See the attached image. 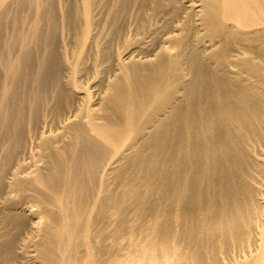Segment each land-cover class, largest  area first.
Here are the masks:
<instances>
[{"label": "bare ground", "instance_id": "6f19581e", "mask_svg": "<svg viewBox=\"0 0 264 264\" xmlns=\"http://www.w3.org/2000/svg\"><path fill=\"white\" fill-rule=\"evenodd\" d=\"M9 1L0 264H264V0Z\"/></svg>", "mask_w": 264, "mask_h": 264}, {"label": "rangeland", "instance_id": "374dc122", "mask_svg": "<svg viewBox=\"0 0 264 264\" xmlns=\"http://www.w3.org/2000/svg\"><path fill=\"white\" fill-rule=\"evenodd\" d=\"M1 1H2V3H4V1H9V0H1ZM1 1H0V3H1ZM13 1H14V3L11 1L13 4L17 3L16 0H13ZM17 1H18V0H17ZM22 1H23V0H22ZM18 2H19V1H18ZM20 2H21V0H20ZM20 2H19V3H20ZM2 3L0 4V6H1L2 9H3L4 6L6 7L7 4L10 3V1L4 3L5 5L2 4ZM13 4H11L12 7H11L10 5H9V7H11V8H15V7H13ZM16 5H17V4H16ZM16 5H15V6H16ZM19 5H20V4H19ZM1 7H0V8H1ZM2 9H1V10H2ZM38 10H39V9H38ZM10 11H11V10H10ZM21 12H22V11H21ZM24 12L27 13L28 10H23V13H21V14H24ZM11 13H12V11H11ZM11 13H10V14H11ZM27 14H30L29 16H30V18H31V13L28 12ZM27 14H25V16L23 15L24 17H27V18L22 17V18H24L23 21L25 20V23L28 22L27 20L29 19V16H26ZM26 19H27V20H26ZM29 20H30V19H29ZM178 27H179V26H178ZM164 29H166V28H164ZM164 29H162V31H164ZM165 31H166V30H165ZM174 32H175V31H174ZM163 35H164V34H162V36H163ZM163 37H164V36H163ZM163 37H162V41H163V39H164L165 43H164V41H163V42L161 41V42H162L164 45L168 44L169 41H167L166 38H165V37L163 38ZM161 42H160V43H161ZM162 43H161V44H162ZM168 45H169V44H168ZM122 47H123V46H122ZM119 48H121V46H119ZM123 48H124V47H123ZM123 48H121V49H118V48H117V49H118V55L121 54V55H119L120 57H121V56H122V57H123V56L125 57V56L128 55V53H129V52H127V51H129V48H127L128 50H127L126 48H124V49H123ZM119 50H120V51H119ZM121 52H123L124 54L121 53ZM125 52H127V54H126ZM91 89H92V88H89V89H88V91L90 92V93L88 92V93H89L88 96H90L92 93L94 94L93 89H92V90H91ZM90 90H91V91H90ZM93 94L91 95V97L94 96ZM91 97H90V98H91ZM87 98H88V97H87ZM90 98H89V99H90ZM93 99H94V98L92 97V98H91V101H92ZM117 241H118L117 249H121V250H120L121 253H123L126 249H130L129 246H128L127 244L125 245V242H126V237H125V236H120V237L117 239ZM122 258H125V255H122Z\"/></svg>", "mask_w": 264, "mask_h": 264}]
</instances>
